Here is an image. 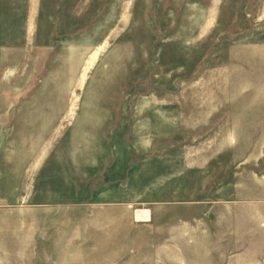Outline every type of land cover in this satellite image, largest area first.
Masks as SVG:
<instances>
[{
	"label": "rangeland",
	"instance_id": "obj_1",
	"mask_svg": "<svg viewBox=\"0 0 264 264\" xmlns=\"http://www.w3.org/2000/svg\"><path fill=\"white\" fill-rule=\"evenodd\" d=\"M0 264H264V0H0Z\"/></svg>",
	"mask_w": 264,
	"mask_h": 264
},
{
	"label": "built area",
	"instance_id": "obj_2",
	"mask_svg": "<svg viewBox=\"0 0 264 264\" xmlns=\"http://www.w3.org/2000/svg\"><path fill=\"white\" fill-rule=\"evenodd\" d=\"M137 215L140 220L146 221L150 219V213L149 211H145L144 209H141L140 211L137 212Z\"/></svg>",
	"mask_w": 264,
	"mask_h": 264
},
{
	"label": "crops",
	"instance_id": "obj_3",
	"mask_svg": "<svg viewBox=\"0 0 264 264\" xmlns=\"http://www.w3.org/2000/svg\"><path fill=\"white\" fill-rule=\"evenodd\" d=\"M209 201H211V200H206V201H203V202H206V203H208ZM145 211H149L148 209H145Z\"/></svg>",
	"mask_w": 264,
	"mask_h": 264
},
{
	"label": "bare ground",
	"instance_id": "obj_4",
	"mask_svg": "<svg viewBox=\"0 0 264 264\" xmlns=\"http://www.w3.org/2000/svg\"><path fill=\"white\" fill-rule=\"evenodd\" d=\"M138 211H140V210H138Z\"/></svg>",
	"mask_w": 264,
	"mask_h": 264
}]
</instances>
